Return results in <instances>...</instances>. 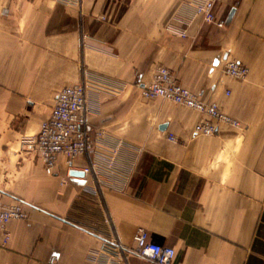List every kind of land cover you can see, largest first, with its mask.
Instances as JSON below:
<instances>
[{"label": "crops", "instance_id": "crops-1", "mask_svg": "<svg viewBox=\"0 0 264 264\" xmlns=\"http://www.w3.org/2000/svg\"><path fill=\"white\" fill-rule=\"evenodd\" d=\"M202 1L0 0V193L28 213L0 232V264H104L90 253L134 246L139 228L176 249L173 264H264V0H216L218 20L236 10L224 28L196 15ZM226 57L249 75H227ZM160 65L242 129L198 135L202 113L143 98ZM89 81L90 128L106 152L122 142L125 185L85 176L87 155L48 174L23 146L64 86Z\"/></svg>", "mask_w": 264, "mask_h": 264}, {"label": "built area", "instance_id": "built-area-1", "mask_svg": "<svg viewBox=\"0 0 264 264\" xmlns=\"http://www.w3.org/2000/svg\"><path fill=\"white\" fill-rule=\"evenodd\" d=\"M215 3L216 0H203L196 5L195 13L205 22L224 28L225 20H218L214 13ZM182 35L186 36V33L183 32ZM224 70L227 75L236 79H245L250 72V68L240 58H227ZM91 87L90 81L64 86L56 97L49 117L43 120L39 132L25 137L23 146L43 161L48 174L56 172L62 157L71 168L76 158L87 155L91 157V162L82 169L85 176H94L99 183L109 178L125 185L130 180L131 169L119 163L122 142L106 152L103 150L109 146L106 131L102 128H90V116L93 113L90 103ZM138 87L145 99L163 98L202 113L204 117L193 129L198 135H214L220 130L221 124L242 129L238 119L225 113L217 102L202 100L191 89L183 86L172 70L164 65L156 68L149 82L138 84ZM169 139L176 141L172 134ZM70 177L71 174L68 173L62 182H67ZM14 219H28V213L22 202L6 201L0 193V232L4 234V242L9 239L7 225ZM133 240L132 247L117 239L106 242L101 250L92 251L90 257L96 262L103 261L104 264H128V255H136L156 264H173L176 249L150 240L146 229L139 228Z\"/></svg>", "mask_w": 264, "mask_h": 264}, {"label": "water", "instance_id": "water-1", "mask_svg": "<svg viewBox=\"0 0 264 264\" xmlns=\"http://www.w3.org/2000/svg\"><path fill=\"white\" fill-rule=\"evenodd\" d=\"M235 8H233L232 10H231V12L229 13V15H228V17H227V19H226V22H225V26L226 27H228L230 24H231V22H232V19H233V17H234V14H235ZM227 59V57L225 58V60ZM220 61V60H219ZM215 64L217 65L218 64V61H216L215 62ZM81 175H83V173H81Z\"/></svg>", "mask_w": 264, "mask_h": 264}]
</instances>
